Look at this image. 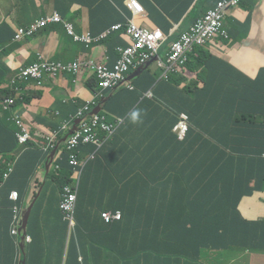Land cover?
<instances>
[{"label": "crops", "instance_id": "0c3cea01", "mask_svg": "<svg viewBox=\"0 0 264 264\" xmlns=\"http://www.w3.org/2000/svg\"><path fill=\"white\" fill-rule=\"evenodd\" d=\"M123 1L0 0V49H2L0 57L5 62L4 68L1 69L0 87L10 81L16 70L32 64L40 57L67 62L68 64L89 59L99 65L105 64L108 69L112 68L119 59L117 47L125 46L128 43L123 29L114 31L92 45L74 41L62 23L48 24L46 28L39 31L34 37L27 38L26 42L14 44L11 39L16 28L26 27L53 11L59 13L64 21L72 23L77 33L86 31H89L92 35L103 33L112 25L124 22L125 18L131 15ZM140 1L150 12L149 17L141 19L140 22L148 27L158 26L165 32L170 31L172 23H178L181 29H186L197 16L216 2V0H154L159 5L160 10L151 0ZM251 3L252 0L246 1L244 9H235L227 20L226 27L233 37H231L230 41L217 39L212 43L198 47L189 56L188 60L198 56V52L201 48H204L212 54V57L201 69L214 61L213 71L221 75L223 71H227L235 80L243 83L238 88L241 94H258L264 98V64L260 61L261 57L258 53V49L264 50V0L255 5L251 12V22L246 24L243 23L248 16L246 9H248L247 5ZM262 17L263 21H261ZM166 47V45L162 47V54L160 55H164ZM257 62L260 64L259 67L255 65ZM146 70H151L154 73L153 71H157L159 68L155 61H148L147 67L140 70L141 72L139 71L130 79L135 87L133 91L125 88L116 91H105L103 93L104 101H99L97 106L100 105L102 111L106 110L112 114L113 117L110 121H113L116 117H123L120 114L124 112L125 114L132 112L133 114L127 123H130L132 128L136 130L135 136L127 131L124 132L128 138L136 142L137 146L140 147L147 140L148 133L152 130L153 141L157 137L152 149L155 151H168L169 148L165 146L167 139L174 137L176 141L181 142L185 137L181 138L174 130H171L172 117H168L166 113L161 116L153 115L152 104L150 106L143 104L138 109L141 104L140 97L147 90L150 92L155 90L157 97L166 103L165 105L169 110V106L180 108L182 103H184V108L192 109L191 94L197 85L199 87L202 86V82L197 80V77L192 76L194 71L184 69L188 81L180 83L175 91L167 92L159 85L160 78L155 81L146 79L147 77L144 75ZM191 81H196L197 84L191 87ZM97 82L98 79L85 73L76 79L71 76H64L55 81L46 79L42 83L41 90H39L40 95L35 99L36 101H33L22 114L23 121L31 130L32 139L33 129H36V124L43 119L40 115L42 100L48 101V118L44 119L45 121L41 125L47 131L54 128L60 131L58 127L61 121L74 117L78 107L93 99L94 92L97 90ZM186 83L188 84L186 85ZM185 86L187 87L186 89H184ZM28 89L29 95L32 94L34 84H30ZM144 100L150 99L146 97ZM235 102L238 118L242 120L247 117L251 121L235 132L234 147L247 156L256 157V155H259L264 159V111L251 117V106L246 98L235 97ZM55 111L59 112V115L53 113ZM104 117L109 121L106 116ZM10 118L11 114H9L6 123L14 125ZM48 121L54 123L55 127L50 129ZM14 126L16 127V125ZM43 126L41 127L44 128ZM5 135H9V139L13 142L12 132L7 128H0V140ZM63 137L64 135H61L57 138V141L62 143ZM115 138H121L119 132ZM123 147H125L124 143L119 140L114 141V144H104L101 151L103 152V158L97 157L94 160L85 161L86 156L95 150V146L92 144H81L78 146L81 164L74 168L68 166L72 170L71 176L76 177L80 173L77 188V195L80 193V200L81 198L83 199V192L87 191L90 197H95L97 202L95 206L102 208L111 206V200L114 198H121V193L115 194V191L103 192L107 187H112L113 183L99 179L98 173L102 164L101 160L111 162L118 151L124 150ZM18 148L11 154L15 159L19 158L22 150L25 149L20 145ZM63 148L64 146L61 147L60 151H57L50 166L49 174L51 167L62 162L63 157L68 160V154L63 151ZM1 160H3V157L0 155ZM41 164L35 176L30 177L25 185H21V180H16L15 184H13V191L18 193L16 203L20 207V214L36 196L33 197L34 192L37 194L39 188H42L41 195L43 194L46 180L45 171L40 167ZM70 180V182L76 183V178ZM251 185L253 186V182ZM97 189L100 191L97 192ZM263 192L255 190L252 195L241 198L237 205V216L234 217L238 224L237 238L223 245L220 255H218V251H214V253L209 255L207 253L203 254L201 258L187 254L172 256L162 253H144L133 255L129 260L139 261L141 264H214L219 261H223L224 264H264ZM44 195L46 197L45 201H47L52 197L53 192L51 190L49 193H44ZM19 196H21L20 201ZM100 198H103V200ZM11 202L13 205L14 202ZM90 204L94 205L92 198H90ZM116 205L114 204L113 206ZM32 211L37 216L30 224L29 221L27 224V235L28 233L31 234L32 243L30 246L27 245L26 264H46L48 261L56 260L46 255L47 249L44 246L45 226L54 217V213L51 205L45 206L42 211L36 212L33 209ZM106 211L111 212L110 209L101 211L100 218L101 213ZM93 215L94 210H88L85 203L79 204L76 199L74 218L75 216L78 217L82 223L86 216L92 221L94 219ZM13 216L12 209L11 211L0 210V264H16L15 256L19 250L17 241L20 238L18 233L16 235L11 233ZM96 220L99 221L98 218ZM78 260L82 261L81 256Z\"/></svg>", "mask_w": 264, "mask_h": 264}, {"label": "trees", "instance_id": "16d2710c", "mask_svg": "<svg viewBox=\"0 0 264 264\" xmlns=\"http://www.w3.org/2000/svg\"><path fill=\"white\" fill-rule=\"evenodd\" d=\"M23 41L27 40L13 43ZM258 51L260 61L264 64V50ZM210 57L212 54L201 48L198 56L184 65L182 74L171 73L168 79L161 78L162 70L156 64L160 73L146 70L144 75L150 81L160 78L159 85L167 92H173L180 83L188 81L184 69L191 64H195L193 70H187L201 68L209 62ZM4 64L0 57V78ZM214 66L213 61L203 68L202 76L197 74V78L204 83L193 89L192 109L184 108L182 103L180 108L168 105L169 110L166 103L157 97L155 90L153 101L141 102L138 109L143 104H152L153 115L166 113L172 117L171 130L177 123L178 113L185 110L189 114L191 127L183 141L178 142L174 137L167 139L165 146L169 148L168 151L152 149L157 139L155 137L153 141L152 130L140 147L136 142L123 139L130 147L118 151L113 162L101 160L98 173L99 179L113 183L103 192L115 191V194L121 193V198L111 200V206L99 208L95 206V197H90L87 191L83 192L81 200L80 193L77 195V203H85L88 210H94L92 221L86 216L81 223L75 216L76 225L69 229L59 204L63 187L71 181L72 170L64 157L62 162L51 167L48 177L56 184L58 196L54 197L53 194L45 201L46 197L42 194L33 207L38 212L51 205L54 213L45 226L44 246L46 255L56 260L46 264H141L129 258L144 253L172 256L187 254L200 258L207 249H220L228 241L237 238L238 224L234 220L237 205L242 197L252 195L255 190L263 192L264 159L259 155L247 156L233 145L235 132L251 121L247 117L242 120L238 118L235 97H244L249 101L251 117L264 111V98L258 94H241L238 88L243 83L235 80L227 71H223L222 75L213 71ZM46 79H49V73L44 70L43 82ZM41 86L34 83V91L23 102L26 107L36 101ZM9 95V90H0V100ZM124 115L125 112L120 114ZM44 121L42 119L38 124ZM48 124L50 129L55 127L50 121ZM0 128H4L1 121ZM135 130L131 124L127 127V132L133 135ZM15 133L12 132L13 142L9 135L0 140V154L3 157L0 161V210L11 211L9 194L13 191V184L21 180V185H25L51 152L44 150V140H40V145H35L32 139L27 142L20 157L15 159L11 156L19 149ZM10 163L14 165V170L4 180L3 174ZM35 195L36 192L33 197ZM90 198L94 205L90 204ZM106 209L121 211L122 219L105 224L100 212ZM36 216L32 211L29 224ZM28 236L31 240L27 245L30 246L32 236L30 233ZM80 256L82 261L78 260ZM15 258V263L20 264L23 257L21 255L19 259L16 255Z\"/></svg>", "mask_w": 264, "mask_h": 264}, {"label": "built area", "instance_id": "2783aa9c", "mask_svg": "<svg viewBox=\"0 0 264 264\" xmlns=\"http://www.w3.org/2000/svg\"><path fill=\"white\" fill-rule=\"evenodd\" d=\"M61 22L64 24L67 32L73 34V26L70 23L64 22L61 15L56 11L36 20L32 24L26 27H19L17 33L13 39V42L20 41L21 39H27L35 36L40 30L44 29L50 23ZM123 29L124 35L127 37L128 43L125 46H118L117 51L119 53V59L109 68L103 64L98 65L91 60L85 61L83 67L88 71L92 72L99 80L98 86L103 90L116 91L122 88L133 91L135 89L134 84L130 79L133 78L132 73L136 69L145 68V64L149 59H155L156 64L161 68L162 74L161 78H169L171 73H179L185 65L186 62V52H188L193 46H204L207 43H211L218 36L221 31V26L218 20L206 15L204 18L199 19L195 24L190 27V31L181 35L177 40L170 43V48L164 57H160L157 54V48L160 44V40L163 35L159 31H148L143 25H141L135 17V13L132 10V16L126 17L123 23H116L107 29L104 33L98 36H92L89 32H84L79 36H75L76 39L83 41L87 45L91 44L97 39H102L113 33L116 30ZM2 49H0L1 53ZM49 62V61H46ZM58 69H67L72 71L73 74H78L81 68L78 64H73L70 66L63 65L61 63H44L38 64L33 63L32 65L21 68L19 73L16 74L11 82L10 89L13 92V96L6 98L1 104L4 111L17 107V103H20L21 108H23L21 102L25 96L26 88L23 84L29 80L40 81L42 79L43 71L51 75V77H56V72ZM132 71V72H131ZM131 73V74H130ZM132 76V77H131ZM102 97L101 94H98ZM148 97L152 100V93L147 90L140 97V103L142 100ZM89 105V103H88ZM85 106L82 110L78 111L75 118L69 122H64L61 124V131L67 132L74 120L79 118L82 119V123L79 126L78 131L74 132L71 137L68 138L65 149L69 154V165L77 166L79 164L77 146L79 144H94L97 149H99L105 141L110 139L115 131L125 124V121L131 117L133 114L129 112L124 118H117L113 124L107 123L104 116L97 114L91 119L86 120L84 115L86 111L92 110L97 105L92 102L91 106ZM88 111V113L90 112ZM15 125L18 127V144L25 147L27 142L30 140V128L24 123L22 117L19 113H15L13 117ZM189 128V116L186 112H179L178 122L174 127V130L182 138L185 136ZM54 137L51 139L50 143L46 146V151H50L55 147L56 139L58 138L60 132L53 131ZM99 132L104 133V138L99 139L97 134ZM56 136V138H55ZM96 152L90 154L87 160L94 159ZM58 168V166H56ZM13 171V164L10 166L7 172L4 174V178L8 176ZM78 179V177H77ZM77 186L76 184H68L63 187L62 199L59 204V208L64 215V219L69 224V229H73L76 225L74 218L75 204L77 199ZM9 199L14 202L11 209L13 211V222L11 226V233L16 235L19 229L20 221V207L16 203L18 200V193L16 191H11ZM101 218L105 224H110L113 221H119L122 218L120 211L115 212H102ZM25 240L29 242L30 236H26ZM18 258L21 257V251L18 250Z\"/></svg>", "mask_w": 264, "mask_h": 264}, {"label": "clouds", "instance_id": "9594fccd", "mask_svg": "<svg viewBox=\"0 0 264 264\" xmlns=\"http://www.w3.org/2000/svg\"><path fill=\"white\" fill-rule=\"evenodd\" d=\"M156 6H157V8H159L160 9V7H159V5L154 1V0H151ZM246 1H248V0H216V2L212 5V6H210L209 8H207L206 10H204V12L202 13V14H200L199 16H197L191 23H190V25H193V24H195L199 19H202V18H204L206 15H209L210 17H212V18H214V19H216V20H218L219 21V23H220V26H221V31H223V32H219V34H218V36L215 38V40L214 41H216L217 39H224L225 41H230L231 40V37H232V35L230 34V32H229V29L226 27V22H227V20L230 18V15L232 14V12L235 10V9H237V8H242V9H244L243 7L244 6H246V5H244V3L246 2ZM263 0H252V3L251 4H249V5H247V7H248V9H246L247 11H248V16H247V18L245 19V21L243 22V23H246V24H250V22H251V19H250V17H251V12H252V10L254 9V7H255V5L256 4H258V3H260V2H262ZM124 2V5L126 6V8L130 11V13H131V15L130 16H128V17H131L132 16V10L134 11V13H135V17H136V19L138 20V22L141 24V25H143L144 27H145V29H147L148 31H159L162 35H163V38L160 40V44H159V46H158V48H157V55L158 56H160V57H164L165 55H160V54H162L161 53V49H162V47L164 46V45H166L167 47H166V50L164 51V54L165 53H167L168 51H169V48H170V43L172 42V41H174V40H177V39H179L180 37H181V35L182 34H184V33H186V32H188V31H190V25L186 28V29H181L180 28V25L178 24V23H172V26H171V29H170V31H167V32H165V31H163L161 28H159L158 26H152V27H148V26H145L142 22H140V20L141 19H143V18H146V17H149V14H150V12H149V10H148V8L140 1V0H124L123 1ZM161 10V9H160ZM63 19V18H62ZM64 21V20H63ZM64 22H67V21H64ZM56 23H61V22H56ZM67 23H69V22H67ZM123 23V22H122ZM32 24V23H31ZM63 24V23H62ZM72 26H73V24L72 23H70ZM29 26V25H28ZM63 26H64V24H63ZM65 27V26H64ZM45 28H46V26H45ZM66 29V28H65ZM43 30V29H42ZM73 30H74V27H73ZM41 31V30H40ZM67 31V30H66ZM86 32H89V31H86ZM105 32V31H104ZM103 32V33H104ZM68 33V32H67ZM90 33V32H89ZM69 34V33H68ZM82 33H77V32H75V30H74V33L71 35L70 34V36L73 38V40L74 41H76V42H83V41H80L79 39H76L75 38V36H79V35H81ZM91 34V33H90ZM101 33H99V34H97V35H92V36H98V35H100ZM175 35V36H174ZM34 37V36H33ZM107 37V36H106ZM32 38V37H31ZM233 38V37H232ZM102 39H104V38H102ZM102 39H97V40H95V41H93L92 43H91V45L92 44H94V43H97V42H99V41H101ZM213 41V42H214ZM236 42V41H235ZM212 43V42H211ZM86 44V43H85ZM235 44V43H234ZM90 45V44H89ZM198 47H201V46H193L188 52H186V62H185V64L187 63V61H188V58H189V56L191 55V54H193L194 52H195V50L198 48ZM155 59H156V57H155ZM155 59H149L148 61H155L156 62V60ZM89 59H87V60H84V61H80V62H78V63H72V64H68L67 62H59V61H57V62H54V61H52V59H50V58H46V57H40V58H38V60L37 61H35V62H33V63H38V64H44V63H50V62H53V63H61V64H63V65H66V66H70L71 67V65H73V64H78L79 65V67L81 68V71L78 73V74H73L72 73V71H69V70H67V69H58L57 70V72H56V77H51V75H49V79L50 80H53V81H55V80H57V79H59V78H62V77H64V76H71V77H73V78H78V77H80V76H82L84 73L85 74H88V75H91V76H93L94 78H96V79H98L92 72H90V71H88L87 69H85L84 67H83V64H84V62L85 61H88ZM46 61H49V62H46ZM32 63V64H33ZM95 63V62H94ZM32 64H30V65H32ZM30 65H28V66H30ZM99 65V64H98ZM147 65H148V62L145 64V67H147ZM28 66H26V67H28ZM103 66V65H102ZM26 67H24V68H26ZM21 69V68H20ZM20 69H18V70H16V72H15V75L16 74H18L19 73V70ZM183 69V68H182ZM142 70V69H141ZM182 71L183 70H181L179 73H177V74H182ZM62 72V73H61ZM84 72V73H83ZM59 73H61V76H58L59 75ZM14 75V76H15ZM13 76V77H14ZM12 77V78H13ZM12 78L10 79V81L6 84V85H4L3 87H1L0 88V90L1 91H5V90H9L10 91V95L9 96H7V97H5V98H3L2 100H0V103L2 104L3 103V101L6 99V98H8V97H11V96H13V92H12V90L10 89V82H11V80H12ZM34 83H37L38 85H42V83H43V75H42V79L40 80V81H36V80H29V81H26L24 84H23V87L24 88H26V90H25V96H24V99H23V101L21 102V104H22V106H23V108H21L20 106H18V105H20V103H17V107H14V108H12V109H8L7 111H4V112H6V113H9V114H11V120L13 121V117H14V115H15V113L17 112V113H19L20 115H21V117H22V114H23V111L27 108L24 104H23V102H24V100H25V98L26 97H28L29 96V89H28V86L30 85V84H34ZM98 83H99V80H98V82H97V90L94 92V96H93V99L91 100V101H89V102H86L85 104H83L82 106H80V107H78L77 108V111H76V114L74 115V117H72V118H70L69 120H63V121H61L60 123H59V127L58 128H61V124L62 123H64V122H69V121H71L73 118H75L76 117V115H77V113H78V111H80V110H82L85 106H87L88 105V103H89V105L88 106H91V104H92V102H95V105H97L98 104V102L99 101H104V92L105 91H111V90H101L100 88H99V86H98ZM152 93V100H149V101H153L154 100V95H153V92H151ZM98 94H101L102 95V97H99L98 96ZM96 108V107H95ZM95 108H92V110L90 111V108H89V110L88 111H90L89 113H88V111H86L85 113H84V115H86L84 118L86 119V120H89V119H91L93 116H96L97 114H92V111L95 109ZM180 112H185V111H180ZM53 113H55L56 115H59V112H57V111H55V112H53ZM102 113V107H101V111L98 113V114H100V115H102L101 114ZM187 113V112H186ZM90 114H92L91 116H90ZM179 114V113H178ZM188 114V113H187ZM88 116H90L89 118H87ZM102 116H104V115H102ZM126 116V114L123 116V117H116L113 121H107L106 119V121H107V123H109V124H113L114 122H115V120L117 119V118H124ZM188 116H189V114H188ZM105 118V117H104ZM83 118H79V119H77V120H82ZM130 118H128V120H129ZM22 120H23V118H22ZM77 120H74L73 121V123L71 124V126H70V128H69V130L67 131V132H62L61 131V129H60V131H58L57 130V128L55 129H52L50 132L52 133V137H50V138H47L48 140L46 141V142H44L43 143V148H44V150L46 151V146H47V144L48 143H50L51 141V139H53V137H54V132L53 131H58V132H60V134H59V136H58V138L61 136V135H64V136H66L71 130H72V128H73V126H74V124H75V122L77 121ZM128 120H126L125 121V124L124 125H122L121 127H119L116 131H115V133L112 135V137L110 138V139H108L107 141H105L104 143H103V145L99 148V149H97V147L94 145V144H92V145H94L95 146V150L93 151V152H91L90 154H92V153H94V152H96V156H95V158L94 159H96L97 157H100V158H103V155H102V153L103 152H101L102 151V147L104 146V144H113L114 143V141H116V140H119V141H121V142H123L124 143V145H125V147H130L129 145H128V143H127V141H125V140H123V139H126V140H128V141H131V142H133L134 143V141H132V140H130L129 138H128V136L124 133V132H126L127 131V127L130 125V123H127L128 122ZM177 122H178V116H177ZM13 123H14V121H13ZM25 123V122H24ZM82 123V121L78 124V126H77V129L76 130H74L73 131V133L74 132H76V131H78V129H79V126H80V124ZM26 124V123H25ZM177 124V123H176ZM14 125H15V123H14ZM27 125V124H26ZM176 126V125H175ZM174 126V127H175ZM17 127V126H16ZM29 127V126H28ZM18 128V127H17ZM189 128H190V117H189ZM189 128H188V130H189ZM173 130H174V128H173ZM188 130H187V132H188ZM18 132H19V130L17 129V131H16V133H15V137H16V139H17V134H18ZM119 132V135H120V137L121 138H115L114 139V137L116 136V134ZM174 132H176L175 130H174ZM187 132H186V134H187ZM73 133H72V135H73ZM177 133V132H176ZM30 134H31V130H30ZM186 134H185V136H186ZM72 135H70L69 137H71ZM179 135V134H178ZM97 136H98V138L99 139H103L104 138V133H102V132H99L98 134H97ZM135 136V135H134ZM184 136V137H185ZM68 137V138H69ZM184 137H182V138H184ZM55 138H56V136H55ZM68 138H67V140H68ZM30 139H32V136L30 137ZM67 140H66V142H67ZM17 141H18V139H17ZM30 141V140H29ZM28 141V142H29ZM66 142L64 143V148H63V151H65V152H67L66 151V149H65V144H66ZM58 141H57V139H56V144H55V147L52 149V150H50L51 152L56 148V146L58 145ZM90 144V143H89ZM79 145H81V144H79ZM78 145V146H79ZM83 145H86V144H83ZM18 146H19V144H18ZM78 146H77V151H78ZM23 148H25V147H23ZM50 151H46V152H50ZM104 151V150H103ZM50 152V153H51ZM101 152V153H100ZM67 154H68V152H67ZM90 154H88L87 156H86V159H85V161H90V160H94V159H90V160H87V157L90 155ZM1 155V154H0ZM2 156V155H1ZM114 159H115V157H114ZM113 159V160H114ZM78 160H79V151H78ZM113 160L111 161V162H113ZM81 164V161L79 160V164L78 165H80ZM83 164H84V162H83ZM68 165H69V154H68ZM77 165V166H78ZM9 166H10V164H8V168H9ZM70 166V165H69ZM70 167H72V166H70ZM75 166H73L72 168H74ZM8 170V169H7ZM13 170H14V165H13ZM7 172V171H6ZM5 172V173H6ZM13 172V171H12ZM11 172V173H12ZM4 173V174H5ZM4 174H3V176H4ZM79 175H80V173H78V175L76 176V177H74V176H70V179H74V178H76V182L79 180ZM10 176V175H9ZM9 176H8V178H9ZM77 177H78V179H77ZM8 178H4L3 177V179L4 180H7ZM69 184H76V183H73V182H70ZM1 186L2 185H0V188H1ZM77 188H78V186H77ZM264 191V190H263ZM11 193V192H10ZM10 195V194H9ZM117 211H119V210H117ZM121 212V211H120ZM121 214H122V212H121ZM21 215V214H20ZM122 219V218H121ZM120 219V220H121ZM119 220V221H120ZM113 222H115V221H113ZM27 242V241H26ZM17 245H18V247H19V249H20V244H19V241H17ZM223 249V247L221 246L220 247V249H217V251L219 252L218 253V255H220L221 254V250ZM224 250H226V249H224ZM20 251H21V249H20ZM229 264H231V263H229Z\"/></svg>", "mask_w": 264, "mask_h": 264}, {"label": "rangeland", "instance_id": "374dc122", "mask_svg": "<svg viewBox=\"0 0 264 264\" xmlns=\"http://www.w3.org/2000/svg\"><path fill=\"white\" fill-rule=\"evenodd\" d=\"M263 17H264V11H263ZM263 17L261 18V21H263ZM255 65H257L259 67V63L257 62ZM195 66V64H191L189 67H187V69H192L193 70V67ZM203 71V69L201 68H196V70H194V73H193V77H197V74L202 76L201 75V72ZM155 73H160V70L159 71H155ZM197 80H199L197 78ZM202 82V85L204 83V81L202 80H199ZM194 84H197L196 81H191V87H193ZM187 87L185 86L184 89H186ZM47 104H48V101L46 100H42L41 101V117L43 119H47L48 118V111H47ZM102 115L106 116L107 119L110 121L112 119V114L107 112L106 110H103ZM9 114H7L6 112L3 111V108L1 106V103H0V121L4 124V128H7L9 129L11 132H16L17 131V128L12 124V123H6V120L8 118ZM36 129H33L32 131V134H33V143L35 145H40V140H44V142H46L48 139L47 138H50L52 137V133L50 131H47L46 128H42L41 126H39L38 124H36ZM15 156V155H14ZM46 180V185H45V188L43 190V194L44 193H49L51 190L53 192V196H58V192H57V187H56V184L54 182H52V180L50 179V177H47ZM214 251H217V248H211V249H207L206 250V253L207 255L211 254V253H214ZM202 256V255H201ZM201 258V257H200ZM214 264H224L223 261H219V262H215Z\"/></svg>", "mask_w": 264, "mask_h": 264}, {"label": "water", "instance_id": "95a60500", "mask_svg": "<svg viewBox=\"0 0 264 264\" xmlns=\"http://www.w3.org/2000/svg\"><path fill=\"white\" fill-rule=\"evenodd\" d=\"M141 69H136L135 71H133L132 76H134L135 74H137ZM141 72V71H140ZM131 76V77H132ZM101 111L100 105L97 106L93 111L92 114H98ZM90 114V116L92 115ZM90 116H88L87 118H89ZM82 120H77L72 128V130L63 137V142L62 143H58V145L56 146V148L49 154V157H47L44 162L41 164V168L44 169L45 171V179L48 177L49 174V169L50 166L53 162V159L57 153V151H60L61 147L64 146V143L66 142L67 138L72 135L73 131L77 129L78 124L81 122ZM42 186V185H41ZM40 186V187H41ZM42 188H39L36 196L31 200V203L22 210L21 215H20V221H19V229H18V235H19V244H20V249H21V255H22V261L20 264H26V254H27V242L25 240V237L27 236V224L29 221V217L31 214V211L33 209V206L35 205V203L37 202V200L39 199L42 191Z\"/></svg>", "mask_w": 264, "mask_h": 264}]
</instances>
